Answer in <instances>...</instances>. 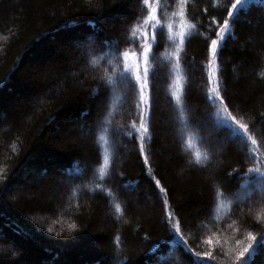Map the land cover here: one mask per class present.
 <instances>
[{
	"label": "trees",
	"instance_id": "16d2710c",
	"mask_svg": "<svg viewBox=\"0 0 264 264\" xmlns=\"http://www.w3.org/2000/svg\"><path fill=\"white\" fill-rule=\"evenodd\" d=\"M231 2L186 0L181 19L179 0H161V46L153 42L148 65L156 70L149 77V165H143L138 134L135 140L124 134L136 120L134 89L118 90L99 115L98 105L116 42L134 64L132 31L140 29L135 39L154 31L144 24L151 11L144 0H0V189L9 187L0 193V264H160L170 252L171 264H189L182 245L173 244L163 200L176 210L187 248L200 253L197 264H240L249 234L264 233V199L259 192L247 196L257 179L248 169L260 165L248 155L250 143L246 148L240 140L208 150L210 138L229 133L213 126L220 123L219 101L210 107L204 99L207 46L216 38L211 26L227 17ZM149 3L156 7V0ZM246 12L242 19L252 23L226 34L212 71L219 66L229 110L264 145V2L252 0ZM182 23L187 34L177 59L167 26L178 34ZM175 96L187 124L171 119L179 111ZM104 119L111 124L107 133L96 129L97 162L93 138L81 141L75 127ZM118 126L124 133L111 131ZM258 159L264 161V147ZM156 179L166 189L159 197ZM214 191L224 194L215 203ZM241 259L264 264V243Z\"/></svg>",
	"mask_w": 264,
	"mask_h": 264
},
{
	"label": "snow or ice",
	"instance_id": "6c2138e0",
	"mask_svg": "<svg viewBox=\"0 0 264 264\" xmlns=\"http://www.w3.org/2000/svg\"><path fill=\"white\" fill-rule=\"evenodd\" d=\"M252 2V0H232L230 6H226L224 11L227 13V17L222 19L221 22L214 23L211 26V31L215 35V39H211L210 44L207 46V54L209 56L208 60V75H207V82H208V90L204 95V99L209 101L210 107L216 105V102L219 101V109L216 112V118L220 122L219 125H213L214 127H218L222 131H227L229 134L223 140L219 137L217 140L213 141L211 138L208 140V150L211 151L213 149L220 148L223 143L228 141H235L240 140L242 144L248 148L250 143L251 147L248 150V155L252 158L254 163H259V167L253 166L252 168L248 169L250 173L257 174V179L251 185L252 192L247 193L248 198L256 195L257 192L260 193L261 198L264 199V161L258 159V153L260 152L261 148L264 147L257 138H254L251 135V128L248 123L242 122V118L233 115L232 111L229 110L228 104L225 102V98L223 96V92L226 91V88L222 86L221 78L219 77V66L216 65V72L213 73V65L215 61L219 58L220 50L222 49L227 36L226 34H232L235 32V29L238 25L242 23L251 24L252 21L242 19V14L247 15L246 9L247 6ZM264 2V0H262ZM144 3L151 9L148 14L147 19L144 21V24L153 29L154 31L148 32L144 31L140 37V39H135L137 36V32L140 31L139 28L134 29L132 31L133 40L131 41L137 48V51L133 53L137 57L136 62L134 64H129L128 56L129 53L124 51L120 53L119 49V42L115 44V63L113 64L112 61H109V71L111 75L107 76L104 79L102 90L104 92V96L101 99L100 104L98 105L99 114H102L103 110L106 109L108 102L112 96H116L118 90L123 88L132 87L135 91L136 97L134 100V107L136 109V120L133 121L132 125L130 126V131L124 133L125 126H118L115 129H111L114 133H124L130 136L132 139H136L138 134V149L139 154L143 157V165H149V158L146 154V142L151 141V133L150 128L152 127V121L154 117V94L153 90L149 87V77L150 75L155 74V69L150 70L148 65L151 61V58L155 57L156 53L153 48V42H155L156 47H160V37L163 35L162 29L164 25L162 24V20L164 19L163 16V8H160L161 15L158 18L157 16V8L161 5V0H156V7H153L149 0H144ZM186 3V0H179V4L181 5V9L179 15L181 19L184 16L183 5ZM173 5L168 3L166 7L171 8ZM173 15H176L174 12ZM169 36L168 40L171 41L175 45L173 55L177 56L178 54L183 51L182 46L185 43L186 32L183 30L185 25L182 23L181 28L182 30L177 34L172 32V25L169 24ZM189 29L196 28L195 24L188 25ZM160 28L161 31L157 32L155 29ZM178 41V43H177ZM106 41H101V48L105 45ZM97 49L94 47L93 51ZM171 60V56L168 57ZM141 60L143 62V68H141ZM215 76V78H214ZM101 89H97L95 96H99ZM95 98V97H94ZM117 99L119 97L117 96ZM176 105L179 109L176 120L182 122L184 124L188 123V120L185 118V113L183 106L181 105V97L175 96ZM147 114V115H146ZM84 115H88V113H84ZM137 122L139 123V127H137ZM111 121L108 119L101 120L98 124L93 123L87 126L82 125V129L87 127L88 131L86 135L91 136L93 138V146L96 147V159L99 162L100 159V149L96 145V129L103 128V130L107 133L109 132V128L106 125H110ZM208 125H202V127H207ZM101 140L104 139L103 136L100 137ZM107 141H105V144ZM204 160H208L209 156L205 155L203 157ZM108 153L107 148H105V155H104V164H108ZM201 162V158L197 155L196 163L199 164ZM79 168V165L76 166ZM84 173L87 174L88 167L87 165L84 168ZM103 172V169H101ZM151 175V173H149ZM80 178V177H76ZM154 186L158 189L157 196L161 193L166 194V189L160 185V181L158 179L154 180ZM245 188L249 187L248 184H245ZM9 190L8 185H6L3 189H0V193L6 192ZM223 193L215 192L213 193V203H215V198L220 197L223 198ZM163 208L165 211V221L169 226L170 236L175 237L173 240V244L182 245L183 251H185L190 258L189 264H197L198 260L201 259L200 253H194L191 249L187 248V242L184 240L182 235V227L181 221L176 218V210L172 208L169 204L168 200L162 201ZM211 206V205H210ZM222 206V205H221ZM117 211L120 210V206L117 205ZM249 244L248 247L244 249L243 252L239 253L237 257L240 264H244V261L241 259L245 256V253L249 252L250 249H254L256 245L264 243V233H261L259 237L255 235L249 234ZM211 243V241H209ZM171 257L172 253L170 252L166 257H160V264H171ZM176 264H180L179 261Z\"/></svg>",
	"mask_w": 264,
	"mask_h": 264
},
{
	"label": "rangeland",
	"instance_id": "374dc122",
	"mask_svg": "<svg viewBox=\"0 0 264 264\" xmlns=\"http://www.w3.org/2000/svg\"><path fill=\"white\" fill-rule=\"evenodd\" d=\"M195 116V115H194ZM171 119H173V121H176V116H173V118L171 117ZM82 125H84V126H87L88 125V123L87 122H85L84 124H78L76 127H75V130H76V133H77V135H78V138L81 140V141H85V140H88L91 136H88V135H86V132L88 131V129H87V127H84L83 129H82ZM181 129V128H180ZM182 130V129H181ZM179 131V128H177V134L179 133L178 132ZM227 142H225V143H223L222 144V146L224 145V144H226ZM225 146V145H224ZM216 150V149H215ZM218 150V149H217ZM216 150V151H217ZM28 173H33L32 174V176L34 175V173H36V171L35 170H31L30 172H28ZM34 177V176H33ZM15 188H17L16 186L15 187H13V190L15 189ZM137 192V190L135 189L134 190V193H136ZM149 199H150V197H149Z\"/></svg>",
	"mask_w": 264,
	"mask_h": 264
}]
</instances>
